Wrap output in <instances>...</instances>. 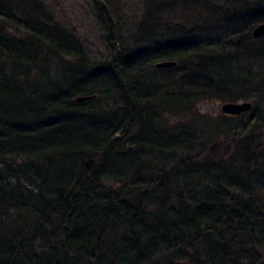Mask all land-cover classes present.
<instances>
[{
	"label": "trees",
	"instance_id": "obj_1",
	"mask_svg": "<svg viewBox=\"0 0 264 264\" xmlns=\"http://www.w3.org/2000/svg\"><path fill=\"white\" fill-rule=\"evenodd\" d=\"M82 4L0 0V264H264V0Z\"/></svg>",
	"mask_w": 264,
	"mask_h": 264
},
{
	"label": "rangeland",
	"instance_id": "obj_2",
	"mask_svg": "<svg viewBox=\"0 0 264 264\" xmlns=\"http://www.w3.org/2000/svg\"><path fill=\"white\" fill-rule=\"evenodd\" d=\"M57 12L65 10L68 14L70 27L78 28L79 34L87 48V51L94 56L104 55L102 46L101 25H97L89 12L83 6V0H47ZM132 6H136L138 0H130ZM129 25H123V31L128 29ZM243 101V100H238ZM237 102V101H234ZM224 103V102H222ZM222 103L205 104L200 106V111L220 110Z\"/></svg>",
	"mask_w": 264,
	"mask_h": 264
},
{
	"label": "water",
	"instance_id": "obj_3",
	"mask_svg": "<svg viewBox=\"0 0 264 264\" xmlns=\"http://www.w3.org/2000/svg\"><path fill=\"white\" fill-rule=\"evenodd\" d=\"M252 35L255 37H264V22H260L256 24L252 29ZM176 62L174 61H159L155 63V68H166L170 66H174ZM90 96H77L75 100L80 102L89 99ZM252 107L251 102L249 101H237V102H224L220 106V110L222 113L226 115H240L249 111ZM176 264H181L180 262H176Z\"/></svg>",
	"mask_w": 264,
	"mask_h": 264
}]
</instances>
